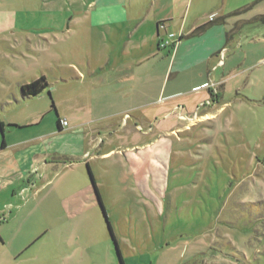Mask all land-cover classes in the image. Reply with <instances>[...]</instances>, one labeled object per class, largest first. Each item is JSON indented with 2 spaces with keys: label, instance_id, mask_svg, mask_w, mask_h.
I'll list each match as a JSON object with an SVG mask.
<instances>
[{
  "label": "rangeland",
  "instance_id": "rangeland-1",
  "mask_svg": "<svg viewBox=\"0 0 264 264\" xmlns=\"http://www.w3.org/2000/svg\"><path fill=\"white\" fill-rule=\"evenodd\" d=\"M58 2L85 3L87 11L89 0H0V113L22 114V107L5 104L20 80L47 78L51 87L31 106L44 112L45 124L51 115L57 122L49 113L51 92L59 116L83 124L116 241L97 198L96 209L79 218L59 204L64 195L47 201L53 188L77 181L69 173L51 175L40 199L31 197L18 223L6 227L2 264H122L121 257L124 264H264V36L259 42L243 33L218 54L222 65H196L179 80L173 72L163 85L118 83L119 73L101 64L100 31L89 42L84 19L70 30L66 22V34L49 21L24 22V29L43 31L41 37L7 32L11 14L49 15ZM244 5L193 4L175 25L213 21L216 8L224 17ZM257 8L264 11V3L243 16ZM187 31L172 27L167 34L181 33L189 42L208 38ZM203 45L194 47L189 62L204 55ZM203 73L209 90L193 89ZM132 103L149 106L126 110ZM207 114L215 117L203 120Z\"/></svg>",
  "mask_w": 264,
  "mask_h": 264
},
{
  "label": "crops",
  "instance_id": "crops-1",
  "mask_svg": "<svg viewBox=\"0 0 264 264\" xmlns=\"http://www.w3.org/2000/svg\"><path fill=\"white\" fill-rule=\"evenodd\" d=\"M221 2L225 5L227 0H89L88 12L84 9L85 3L76 2L75 6H69L72 8L69 10L68 6L61 7V2H58L57 6L59 7L49 15L30 18L25 15L11 14L12 28L7 32L13 37L18 36V33L23 37L25 35L41 37L43 31L37 29L35 32L34 29H24V22L49 21L53 22L60 33L64 34L66 22H70L67 27L70 30L77 27L78 20L84 19L89 29L85 38L89 42L92 39L93 31L101 33L102 46L104 45L106 51V56L101 58V64L107 73L111 69V72L120 74L114 80L118 83L123 80H162L157 85H163L167 83V80H172L173 72L178 75L175 80H179L180 74L191 71L196 68V65L197 68L200 64L210 66L214 63L213 68L222 65L223 61L218 57V54L226 51L227 46L245 32L247 36L256 37L259 42L262 41L264 24L258 23L256 20L264 15L263 9L257 8L252 13H247L244 16L243 14L248 10H253L255 5L264 3V0H237L238 3L245 4L244 7L227 16L222 17V12L216 8L212 14H216L215 18L212 17L213 21L211 18L203 22L196 21L189 27L186 24L175 25V22L181 18L184 12L187 13L193 4L217 5ZM220 23L225 26H216L221 25ZM160 24L165 28L161 29ZM18 26H20L19 29L16 28ZM203 26L206 27L202 30L201 36H208L207 39H198L192 42L182 39L174 49L172 47L160 48V40L167 37L169 28L174 27L177 31H183L184 28L188 30V34L194 35ZM28 31L35 34L28 33ZM230 32L233 36L228 42ZM202 41L204 55L195 63L189 62L191 51ZM214 59L217 60H215L216 63ZM127 68L133 71L131 75L122 73ZM206 79L205 73H203V81L193 89L209 90L210 84ZM109 80L113 79L105 78L106 83ZM33 81L35 80H20L17 83V89L6 95L5 104L9 107L14 106L13 109L16 110L18 107H22L18 110V112L22 111V114H19L15 119H9L0 113V122L4 124L2 133L5 135V138L2 139L0 133V264L5 261L1 252L6 246V227L19 221L21 213L29 204L31 197L34 201L36 198L40 199L44 188L51 183V181L44 183V177L69 173L74 176L71 181L77 180L53 188L47 197V201L51 202L55 200V196L58 198V196L64 195L65 198H58V202L60 205L63 203V209L71 217L79 218L96 209V191L92 180L91 185L88 181L85 167L89 166L92 171L93 162L97 158L89 156L90 143L87 136L82 133L83 124L74 123L72 125L69 120L62 119L58 114L60 111L57 104L55 107L58 108V111L57 108L56 110L52 109V104L49 110L51 114L52 112L56 113L57 122L50 114L51 116L45 124L44 112L31 105L51 85L49 84V88L40 96L26 98L22 95L21 87ZM221 83L223 80H214L213 82L218 85ZM50 94L51 92H49V96ZM129 106L126 110L139 112L149 104L132 103ZM213 117L215 114H207L202 119L208 121V118ZM58 122L61 124L59 125ZM63 122L66 123V126ZM110 153L104 154L101 160ZM99 193L102 199L103 195L100 189Z\"/></svg>",
  "mask_w": 264,
  "mask_h": 264
},
{
  "label": "trees",
  "instance_id": "trees-1",
  "mask_svg": "<svg viewBox=\"0 0 264 264\" xmlns=\"http://www.w3.org/2000/svg\"><path fill=\"white\" fill-rule=\"evenodd\" d=\"M256 22L261 23V24H264V15L258 17L257 20H256ZM160 25H162V24H160ZM205 27H206V26L200 27L197 31H202V30L205 29ZM232 36H233V35H232V33L230 32V33L228 34V42H229V40L232 38ZM183 38H184V37H182V38L180 39V41H181ZM175 47H176V45H175V46H172L173 49H174ZM49 86H50V85H49V83H48L46 77L41 76L40 78L36 79L35 81H33V82L29 83V84L23 85V86L21 87V92H22V95H23L24 97H26V98L38 97V96H40V95H41L46 89H48ZM50 98H51V100H52V109L56 110L55 103H54V101H53V99H52V97H51V94H50ZM58 124L60 125L61 123L58 122ZM0 129H1L2 132L4 131V124H3L2 122H0ZM88 172H89V175H90V177H91L92 184H93V186H94V188H95V191H96V195H97V198H98L99 204H100V206L102 207V210H103L104 216H105V218H106V220H107V222H108V226H109L110 233H111L113 239L116 241L115 235H114V233H113V231H112V227H111V225H110V222H109V219H108V216H107V213H106L105 206H104V204H103V202H102V199H101V196H100V193H99V189H98V187H97V185H96L95 179H94V177H93L92 171H91V169H90L89 166H88ZM119 254H120V253H119ZM121 261H122V264H124V263H123V260H122V257H121Z\"/></svg>",
  "mask_w": 264,
  "mask_h": 264
},
{
  "label": "built area",
  "instance_id": "built-area-1",
  "mask_svg": "<svg viewBox=\"0 0 264 264\" xmlns=\"http://www.w3.org/2000/svg\"><path fill=\"white\" fill-rule=\"evenodd\" d=\"M160 28L164 29L165 27H164V25H161ZM182 37H183V34H181V33L177 34V35L171 33V34L167 35L166 38H164V39L162 38L160 40V48H164L165 49V48H170L172 46H175V45H177L180 42V39ZM64 125H66V123H64Z\"/></svg>",
  "mask_w": 264,
  "mask_h": 264
}]
</instances>
